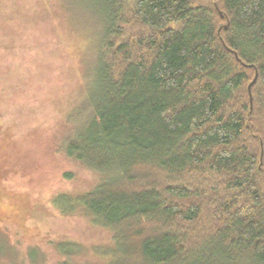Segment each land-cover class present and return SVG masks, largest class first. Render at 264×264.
<instances>
[{
	"label": "trees",
	"instance_id": "trees-1",
	"mask_svg": "<svg viewBox=\"0 0 264 264\" xmlns=\"http://www.w3.org/2000/svg\"><path fill=\"white\" fill-rule=\"evenodd\" d=\"M79 1L95 60L66 151L102 178L54 207L111 230L95 264H264V0Z\"/></svg>",
	"mask_w": 264,
	"mask_h": 264
},
{
	"label": "rangeland",
	"instance_id": "rangeland-1",
	"mask_svg": "<svg viewBox=\"0 0 264 264\" xmlns=\"http://www.w3.org/2000/svg\"><path fill=\"white\" fill-rule=\"evenodd\" d=\"M85 7L0 0V264H72L63 241L79 248L73 264H95L96 250L112 243L110 229L53 205L102 178L66 151L89 114L84 75L95 53L75 20L88 16Z\"/></svg>",
	"mask_w": 264,
	"mask_h": 264
}]
</instances>
